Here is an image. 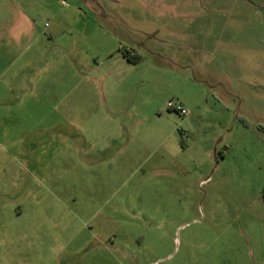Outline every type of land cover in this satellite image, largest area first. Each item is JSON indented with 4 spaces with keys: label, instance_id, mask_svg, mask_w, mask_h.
Here are the masks:
<instances>
[{
    "label": "rangeland",
    "instance_id": "374dc122",
    "mask_svg": "<svg viewBox=\"0 0 264 264\" xmlns=\"http://www.w3.org/2000/svg\"><path fill=\"white\" fill-rule=\"evenodd\" d=\"M263 189L264 0H0V264H264Z\"/></svg>",
    "mask_w": 264,
    "mask_h": 264
},
{
    "label": "built area",
    "instance_id": "2783aa9c",
    "mask_svg": "<svg viewBox=\"0 0 264 264\" xmlns=\"http://www.w3.org/2000/svg\"><path fill=\"white\" fill-rule=\"evenodd\" d=\"M127 54L130 56V57H134V52L133 51H129L127 52ZM168 107L175 110L176 112L180 113V114H185L186 111H184V109L179 106V105H172V104H168Z\"/></svg>",
    "mask_w": 264,
    "mask_h": 264
},
{
    "label": "crops",
    "instance_id": "0c3cea01",
    "mask_svg": "<svg viewBox=\"0 0 264 264\" xmlns=\"http://www.w3.org/2000/svg\"><path fill=\"white\" fill-rule=\"evenodd\" d=\"M124 40L129 43V45H134L138 42H136V40L134 39V37L132 35H128L126 38H124ZM132 47H130L129 49H131ZM147 49V48H146ZM123 55V53H121ZM134 56H136V53H134ZM124 58H126L124 55H123ZM128 61V60H127ZM129 62V61H128Z\"/></svg>",
    "mask_w": 264,
    "mask_h": 264
},
{
    "label": "trees",
    "instance_id": "16d2710c",
    "mask_svg": "<svg viewBox=\"0 0 264 264\" xmlns=\"http://www.w3.org/2000/svg\"><path fill=\"white\" fill-rule=\"evenodd\" d=\"M123 55L126 57V59L130 62V63H136L138 61V57L134 56V57H130L126 52H122ZM262 197L264 198V189L262 191Z\"/></svg>",
    "mask_w": 264,
    "mask_h": 264
}]
</instances>
